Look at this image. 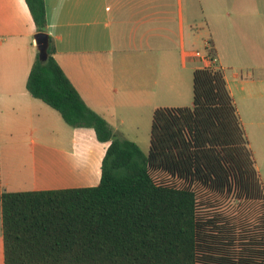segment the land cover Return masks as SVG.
<instances>
[{
	"label": "trees",
	"instance_id": "trees-1",
	"mask_svg": "<svg viewBox=\"0 0 264 264\" xmlns=\"http://www.w3.org/2000/svg\"><path fill=\"white\" fill-rule=\"evenodd\" d=\"M24 1L46 33L44 0ZM54 55L48 36L26 90L108 143L100 180L35 192L0 185L4 264H264V186L220 69L193 71L191 107L153 112L145 156L86 106Z\"/></svg>",
	"mask_w": 264,
	"mask_h": 264
},
{
	"label": "crops",
	"instance_id": "crops-1",
	"mask_svg": "<svg viewBox=\"0 0 264 264\" xmlns=\"http://www.w3.org/2000/svg\"><path fill=\"white\" fill-rule=\"evenodd\" d=\"M54 58L86 106L122 139L157 108L191 107L193 51L209 48L264 184V5L222 9L209 0H44ZM24 0H0L2 192L94 187L108 143L71 128L26 90L38 55ZM87 130H91L87 131ZM102 145L95 156L90 140ZM94 160V165L90 161ZM263 173V174H262ZM0 264L3 237L0 208Z\"/></svg>",
	"mask_w": 264,
	"mask_h": 264
},
{
	"label": "rangeland",
	"instance_id": "rangeland-1",
	"mask_svg": "<svg viewBox=\"0 0 264 264\" xmlns=\"http://www.w3.org/2000/svg\"><path fill=\"white\" fill-rule=\"evenodd\" d=\"M208 1L209 0H198V5H202V7H204V4L207 3ZM213 1H216V0H213ZM217 1L219 4V7L222 9H232V6L234 8V6L236 4V5H240V7L242 9L257 10V9L261 8L260 7L261 5H264V0H217ZM203 51H204V49H200V52H203ZM150 128H151V119L148 120L144 125H142L139 130L123 131L129 137H133V138L137 137V140H138L137 145L139 146L141 152L145 156H147L148 150H149ZM87 131L92 132L91 130H87ZM89 144H90V150L92 151L93 155L99 156L102 152H103L102 154H104V151L102 150V145L100 143H98L96 140H94V139L90 140ZM254 161H255V158H254ZM90 164L94 165V160L90 161ZM255 167H256V164H255ZM259 176H260L261 181L263 183V180H262L260 173H259ZM263 186H264V184H263Z\"/></svg>",
	"mask_w": 264,
	"mask_h": 264
},
{
	"label": "water",
	"instance_id": "water-1",
	"mask_svg": "<svg viewBox=\"0 0 264 264\" xmlns=\"http://www.w3.org/2000/svg\"><path fill=\"white\" fill-rule=\"evenodd\" d=\"M38 59L45 62L47 59L48 35L46 33H36L34 36Z\"/></svg>",
	"mask_w": 264,
	"mask_h": 264
},
{
	"label": "built area",
	"instance_id": "built-area-1",
	"mask_svg": "<svg viewBox=\"0 0 264 264\" xmlns=\"http://www.w3.org/2000/svg\"><path fill=\"white\" fill-rule=\"evenodd\" d=\"M207 50H208V47L205 48L203 52L193 51L192 56L200 59L204 68L216 69L214 67L215 58L210 57Z\"/></svg>",
	"mask_w": 264,
	"mask_h": 264
}]
</instances>
